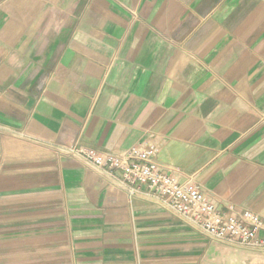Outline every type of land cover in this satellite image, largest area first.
Returning a JSON list of instances; mask_svg holds the SVG:
<instances>
[{"label":"crops","instance_id":"0c3cea01","mask_svg":"<svg viewBox=\"0 0 264 264\" xmlns=\"http://www.w3.org/2000/svg\"><path fill=\"white\" fill-rule=\"evenodd\" d=\"M142 143L264 221V0H0V264H264L64 151Z\"/></svg>","mask_w":264,"mask_h":264},{"label":"built area","instance_id":"2783aa9c","mask_svg":"<svg viewBox=\"0 0 264 264\" xmlns=\"http://www.w3.org/2000/svg\"><path fill=\"white\" fill-rule=\"evenodd\" d=\"M123 188L130 198H146L159 203L190 227L214 242L264 250V221L251 211L226 215L194 183H181L163 171L157 161L160 149L142 143L123 153H103L93 149L66 147Z\"/></svg>","mask_w":264,"mask_h":264}]
</instances>
